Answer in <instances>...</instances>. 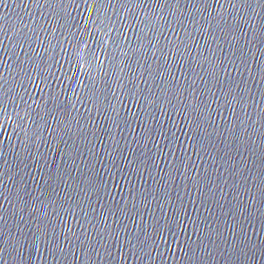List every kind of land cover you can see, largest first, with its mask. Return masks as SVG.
Instances as JSON below:
<instances>
[{
    "label": "water",
    "instance_id": "water-1",
    "mask_svg": "<svg viewBox=\"0 0 264 264\" xmlns=\"http://www.w3.org/2000/svg\"><path fill=\"white\" fill-rule=\"evenodd\" d=\"M264 0H0V264H264Z\"/></svg>",
    "mask_w": 264,
    "mask_h": 264
},
{
    "label": "snow or ice",
    "instance_id": "snow-or-ice-1",
    "mask_svg": "<svg viewBox=\"0 0 264 264\" xmlns=\"http://www.w3.org/2000/svg\"><path fill=\"white\" fill-rule=\"evenodd\" d=\"M261 32L264 33V29H261Z\"/></svg>",
    "mask_w": 264,
    "mask_h": 264
}]
</instances>
